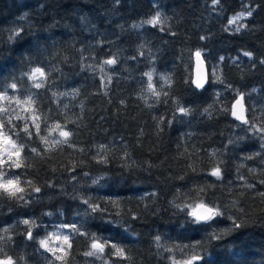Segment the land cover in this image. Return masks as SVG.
<instances>
[{"label": "trees", "instance_id": "1", "mask_svg": "<svg viewBox=\"0 0 264 264\" xmlns=\"http://www.w3.org/2000/svg\"><path fill=\"white\" fill-rule=\"evenodd\" d=\"M160 12L164 23H145ZM198 51L209 70L221 63V86L211 74L196 89ZM262 61L264 0H0V96L31 90L40 125L11 133L23 191H0V261L264 264ZM241 96L246 125L232 117ZM57 124L69 141L48 145ZM203 204L221 215L197 221ZM47 213L79 229L64 263L39 248ZM94 240L101 259L85 255Z\"/></svg>", "mask_w": 264, "mask_h": 264}, {"label": "rangeland", "instance_id": "2", "mask_svg": "<svg viewBox=\"0 0 264 264\" xmlns=\"http://www.w3.org/2000/svg\"><path fill=\"white\" fill-rule=\"evenodd\" d=\"M248 9V7L246 8ZM247 11H244V16L237 20L235 23L230 25V29L232 31H236L235 29L240 28V31L243 30L244 21L249 18L250 16L247 15ZM252 12V11H251ZM253 13V12H252ZM160 15V23H164L162 21L163 14L162 12L159 13ZM237 16V15H236ZM235 17V16H234ZM159 24V23H157ZM152 25V24H151ZM142 29V28H140ZM203 54V52H201ZM210 76L212 74V83L217 86H221V63L220 62H213L212 69L209 70ZM30 87L35 86V84L40 83L42 77L39 73H35L33 76V72L30 74ZM164 76H159V81H162V78ZM221 90V89H220ZM31 90H24L23 93L15 92L13 97H8L9 99H0V121H3L5 124V127L3 129L4 133L11 137L12 141H15L17 146L19 145V142L15 137L11 136V133L15 134L14 129L16 122H23V127L25 125H31L32 121H34L35 113L32 110V105H28L25 103H17V100L19 101H25L30 97ZM8 121H11V123H8ZM60 131H66L69 132L66 128L60 127L56 128V125L54 126L51 137L47 140L48 145H59V144H65V143H55V141H63L67 139L69 141L70 135L65 138L60 136ZM68 143V142H67ZM0 152L3 154V158L8 160L9 154H11V158L9 160V163L12 164L11 167L8 166V164L0 165V174L2 175V178H0V183H3L7 180H13L16 181L17 178L15 177V174L13 170L16 168L15 164L19 163L20 159V153L22 150L19 151V155L17 156L15 154L16 149L12 147L11 144H5L3 143V138L0 137ZM97 179V178H96ZM93 184L96 185V181L93 182ZM19 187V184H14L9 186L8 191L5 192H15L16 188ZM0 191H4L3 189H0ZM94 196V195H92ZM95 197V196H94ZM47 222L42 226V230H44V235L38 240L39 248L42 252H44L47 255H51L52 258L60 260L62 263L65 262V258L68 255L69 252V245L71 243L72 237L75 234V231L73 230V224L68 223L66 220L63 221L62 218L57 219V215L53 213H47L45 215ZM30 222V220H27ZM29 224V223H28ZM76 228V227H75ZM67 236V241H65L64 237ZM44 240L46 242V246L42 247L40 244V241ZM48 249H51L49 251ZM104 252H99L96 255H93L94 259H101L104 255Z\"/></svg>", "mask_w": 264, "mask_h": 264}, {"label": "snow or ice", "instance_id": "3", "mask_svg": "<svg viewBox=\"0 0 264 264\" xmlns=\"http://www.w3.org/2000/svg\"><path fill=\"white\" fill-rule=\"evenodd\" d=\"M217 2H218V0H213V3H214V4L217 3ZM247 15H248V16H251V15H252L251 10H248V11H247ZM243 16H244V13L241 12L240 14H238L237 16H235V17H233L231 20H229V24H233V23H235L237 20H239V19L242 18ZM160 22H161V21H160V15H159V13H157V15H156L153 19L148 20V21H145V23H149V24H152V25H156L157 23H160ZM235 30H236V31H240V28H237V29H235ZM17 34H18V33H17ZM200 55H201V53H200L199 51L196 52V56H197V57H199ZM244 55H245V56H251V53L245 52ZM221 59H223V58H221ZM104 63L107 64V65H112V64L115 63V60H114V59H109V60H106ZM262 63H264V61H262ZM35 73H39L41 77H43V76L45 75V73L43 72V70H42L41 68H36V69H34V70H33V76L35 75ZM146 75H148V79H149V88H151V78H152V77H151V73H148V74H146ZM30 78H32V77H30ZM10 87H11L12 89H15V88H16V84L13 83V84L10 85ZM35 87L39 88V87H41V84H40V83H37V84H35ZM197 87H203V85H202V84H197ZM156 94L158 95V93H156ZM0 99H9V98L7 97V95H3V96H0ZM17 103H25V104H28V105H32V104H35V101L32 100L31 97H29V98H28L27 100H25V101H19V100H17ZM180 111H181V112H186V110L183 109V108H181ZM234 114H235V113H234ZM237 118L239 119V117H237ZM35 119H36V118H34L35 134H36V135H39V132H40V125H39L38 123H35ZM8 123H11V121H8ZM245 123H247L246 120H245ZM4 127H5L4 122H3V121H0V137L3 138V143H5V144H11L12 147H13L14 149H16L15 154L18 156V155H19V151L22 150V148H23L24 146H23V145L17 146L16 143H15V141H12V140H11V137L8 136V135H6V134L4 133V131H3ZM56 128H60V125L57 124V125H56ZM24 131H25V133H26L28 136H31V135H32V132H30V131L28 130L27 125L25 126ZM261 131H264V129H261ZM69 135H70L69 132H66V131H60V136H62V137L67 138ZM41 139H44V138L41 137ZM67 142H68L67 139H65V140H63V141H59V140H58V141H55V143H67ZM31 151H32V152H36L37 150H36L35 148H33V149H31ZM10 158H11V154H9V159L6 160V159L3 158V154H2V152H0V165L8 164V166L11 167L12 164L9 163ZM15 166H16V167H19L20 165H19V163H16ZM211 174L214 175V176H217V178H219V176H220L219 169H216V170L213 171ZM2 175H3V174H0V178H2ZM17 183H18V179H17L16 181H13V180H11V179H10V180H7V181H5V182H3V183H0V189H3L4 191H8L9 186L14 185V184H17ZM16 191H23V189L17 187V188H16ZM34 191L39 192L40 189L37 187V188H34ZM262 195H264V194H262ZM19 198L22 199L23 197H19ZM85 203H88V201H85ZM90 206H91V205H90ZM91 207H92V210H93V211H96V210H97L95 206H91ZM208 212L210 213V215H208V216H197V217H196L197 221H200V220H205V221H206V220L211 219V218H212L213 216H215V215H221V213H220L218 210H214V209H208ZM24 223H25V224H28V223H30V222L27 221V220H25ZM239 226H240V225H239L238 223H236V221L234 220V221H233V227H239ZM73 230H74V231H79V229L75 228V226H73ZM28 238H29V239L32 238V236H31V232L28 233ZM64 239H65V241H67V239H68L67 236H65ZM156 239H157V241H159L160 238L157 237ZM40 244H41L42 247H45V246H46V242H45L44 240H41V241H40ZM69 247H70V245H69ZM112 247H113V248H116L115 245H112ZM92 248H93V249H97V250H98L99 252H101V253L104 251V245L95 242V240H94L93 243H92ZM48 250L51 251V249H48ZM169 251H170V250H169ZM116 252H117V254H119L120 256H122V257L124 256V250H123V249H121V248H116ZM95 254H96V253L93 252V251H89V252H86V253H85V255H87V256H92V255H95ZM0 264H4V262H3V261H0ZM9 264H10V261H9ZM187 264H191V262L189 261V262H187Z\"/></svg>", "mask_w": 264, "mask_h": 264}, {"label": "water", "instance_id": "4", "mask_svg": "<svg viewBox=\"0 0 264 264\" xmlns=\"http://www.w3.org/2000/svg\"><path fill=\"white\" fill-rule=\"evenodd\" d=\"M193 82L196 89L199 91H204L205 89L208 88L210 84V72L208 69V65L202 54L199 57L196 56V53L194 55ZM197 84H202L203 87H197ZM232 117L235 122L241 125H246L248 123V113L243 96L239 97L234 102L232 106ZM237 117H239V119ZM245 120L247 121V123H245ZM208 209H212V208L205 204L196 207L193 212L194 218L196 219L197 216L210 215ZM213 217L206 221L200 220L199 222H209L210 220L213 219ZM3 262L4 264H9V261L7 260H4ZM10 264H13V262L10 261Z\"/></svg>", "mask_w": 264, "mask_h": 264}, {"label": "bare ground", "instance_id": "5", "mask_svg": "<svg viewBox=\"0 0 264 264\" xmlns=\"http://www.w3.org/2000/svg\"><path fill=\"white\" fill-rule=\"evenodd\" d=\"M206 61V60H205Z\"/></svg>", "mask_w": 264, "mask_h": 264}]
</instances>
